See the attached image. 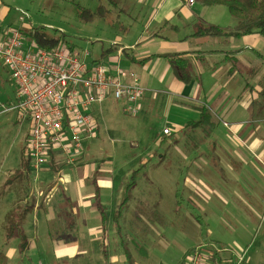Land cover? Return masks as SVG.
Wrapping results in <instances>:
<instances>
[{"label":"rangeland","instance_id":"rangeland-1","mask_svg":"<svg viewBox=\"0 0 264 264\" xmlns=\"http://www.w3.org/2000/svg\"><path fill=\"white\" fill-rule=\"evenodd\" d=\"M135 2L120 0L119 8L106 5L110 10L101 16L98 6L105 4L103 0H0V29L16 27V10L23 9L29 14L28 22L18 27L23 35L29 27H42L59 38L62 46L91 53L113 40H132L145 21L143 14L141 21L133 19ZM220 19L228 23L233 18L226 12ZM236 79L242 80L236 94L235 90L216 91L215 101L224 99L222 103H193L209 108L212 123L202 131L184 128L186 122L198 120L199 114L183 125L167 122V109L162 113V108L168 98L169 103L188 102L172 91H146L153 96L148 105L156 107L151 115L124 113L122 103L112 95L92 108L98 129L85 143V153L73 163L103 166L104 179L114 180L116 188L110 194L114 200L105 206L109 216L122 198L130 173L137 169L136 185L120 219L121 234L109 218L107 236H103V229L82 232L79 215L73 211L80 210L77 204L55 202L68 192L58 180L62 176L53 174L49 164L37 177L29 174L4 184L12 173L23 170L29 121H19L16 111L9 110L17 102V88L0 59V264H127L121 243L130 248L136 264H182L189 249L208 240L246 250V264H264V108L259 117H253L250 109L251 104L259 107L264 76L254 65ZM239 100L249 103L243 118L237 115ZM184 109L171 111L182 120L189 115ZM171 124L175 138L164 143L162 129ZM74 164L60 163L58 172ZM51 180L57 181L48 186ZM56 187L58 197L52 200ZM63 204L68 205L60 211ZM15 207H28L21 223L27 238L23 252L18 250V231L7 237ZM155 208L161 219L153 215ZM96 220L100 221L99 212ZM70 245L75 248L72 253Z\"/></svg>","mask_w":264,"mask_h":264},{"label":"crops","instance_id":"crops-1","mask_svg":"<svg viewBox=\"0 0 264 264\" xmlns=\"http://www.w3.org/2000/svg\"><path fill=\"white\" fill-rule=\"evenodd\" d=\"M125 9L124 6H121L120 11L125 13ZM226 12L227 10L222 6H203L195 1L190 3L189 0H137L133 9V19L135 22L141 21L140 17L143 14L145 21L136 28L138 31L132 40H128L127 37L113 40L109 46L100 47L99 51L91 52V57L87 60L89 62H107L114 61L117 56L123 67L137 73L147 92L172 91L176 93L175 96L178 99H186L187 103H180V101L175 100L173 102L176 103H169L172 100L169 101L168 98L162 108V113L167 109V116L164 113L167 122L183 125L189 118L196 117L198 114L195 105L208 102L216 106L217 103H222L224 99L215 101L216 91L233 92L235 90L234 93L236 94L238 83L242 84V80L236 78L241 77L244 69H252L255 65L264 76L263 35L252 33L240 38L230 35H194V25L197 22L213 24L225 29L233 27L234 19H230L228 23L221 22L220 17ZM2 16L0 15V17ZM19 26L21 25L17 21V27ZM3 31L0 29L2 39L5 38L6 33ZM123 48L131 53L130 57L124 58L122 55ZM72 49L75 51L74 47ZM103 53L104 56L102 57ZM164 53H186L189 60V74L192 78L189 83L180 81L174 75L168 62L157 56ZM240 91L247 93V88H242ZM148 99H153V96L145 94L140 102L141 113L146 112V114L151 115L156 112V107L149 106ZM247 101H237L240 108L237 115L241 118H243V109L249 105ZM173 107L185 108L186 115L189 114L188 118L182 120L178 118L180 115L171 111ZM233 109L234 112L237 109L236 102ZM244 113L247 114V111ZM186 115L183 114L182 117ZM233 122L240 123L241 121L235 120ZM84 149L86 150V148ZM90 165H74L63 168L61 172H58L60 168L56 172L52 171L53 174L62 176L63 191L68 192L67 197L56 199L58 197L56 187L52 200L56 199L55 202L67 200V203H74L80 207V210L73 211L76 212L75 215L77 213L79 215L77 220L79 218V227L83 228V233H86L89 228L100 232L102 226L101 219L99 222L96 220L97 205H101L105 210L108 202H113L114 199H110V194L116 188L114 180L110 183L102 176V171L105 169L103 166ZM52 177L55 179L54 176ZM55 181L57 180H51L47 185L50 186ZM93 202L96 203L95 206L92 204ZM67 205H61L60 211L65 210ZM71 225H75L76 228V224L71 223ZM72 227L74 228V226H70V228ZM105 236H107V230ZM69 249L71 253L75 250L71 245Z\"/></svg>","mask_w":264,"mask_h":264},{"label":"built area","instance_id":"built-area-1","mask_svg":"<svg viewBox=\"0 0 264 264\" xmlns=\"http://www.w3.org/2000/svg\"><path fill=\"white\" fill-rule=\"evenodd\" d=\"M16 11L19 25L28 22L26 10ZM1 37L0 59L17 88V102L9 110L16 111L19 121H29L25 152L30 175L37 177L52 156L57 171L60 163L74 164L81 157L84 144L98 129L92 108L108 95L122 103L124 113L141 112L146 89L117 56L114 61L89 62L88 50L74 51L61 44L37 49L17 26ZM171 133V128L162 129L165 136ZM246 260V250L204 241L188 250L182 264H246Z\"/></svg>","mask_w":264,"mask_h":264},{"label":"trees","instance_id":"trees-1","mask_svg":"<svg viewBox=\"0 0 264 264\" xmlns=\"http://www.w3.org/2000/svg\"><path fill=\"white\" fill-rule=\"evenodd\" d=\"M102 0H99L101 2ZM105 4L101 3L98 6V13L101 16H104L110 10L106 5H110L112 8H116L120 4V0H103ZM200 5L203 6H222L224 7L230 16L234 19V25L230 29L221 28L217 25L213 24H205V23H196L194 25V35L197 36H234L240 38L244 35L259 33L264 36V0H193ZM120 5L118 6V8ZM88 15H92L93 13L89 10H85ZM26 40L29 43H32L37 49H45L51 50L58 46L61 42L59 38L50 36L42 27H29L25 31ZM72 49V47H68ZM114 48L117 49L116 46ZM112 50V49H111ZM122 55L124 58L130 57L131 53L127 51L125 48L122 50ZM104 56V53L101 55ZM163 58L170 65L174 75L183 83H189L192 79L189 74V60L186 53H164L161 55H157ZM93 62V61H92ZM99 62V61H98ZM264 62V60H263ZM259 107L258 109L254 108L253 104H251L250 109L253 108L251 114L253 117H259L262 115V109L264 108V91L261 90L259 95ZM199 119L195 121L186 122L184 128L198 129L202 131V129L208 128L212 121L210 119L209 108L206 105H202V107L198 108ZM172 133L169 136H165L162 134V142H167V140H173L175 138L176 129L175 125H172ZM170 127V128H171ZM26 145L22 149V169H18L15 173H12L7 180L6 184L13 183L16 179L27 176L30 173V162L29 158L26 155ZM49 168L53 171H57V166L55 165L54 157L52 156L49 163ZM136 175L137 169L132 171L129 175V180L124 184V191L121 200L117 204L116 209L111 213V216L108 215L106 210L101 205H97L98 212L101 219V226L103 229V236H105L106 226L109 218H111L112 223L114 224L115 232L120 235L121 234V225L120 219L122 217L123 209L128 205L129 197L132 192V189L136 185ZM33 208V203L29 207ZM28 209L25 207H15L12 210V219L8 229L7 237H12L15 231L19 233V245L18 250L23 252L27 245V238L24 235L21 223L22 218ZM156 209V208H155ZM153 215L157 219H161L158 210L153 211ZM112 224V225H113ZM124 247V256L127 264H136L135 258L130 250V248L126 245V243H121ZM218 244V243H217ZM220 245V244H219Z\"/></svg>","mask_w":264,"mask_h":264}]
</instances>
